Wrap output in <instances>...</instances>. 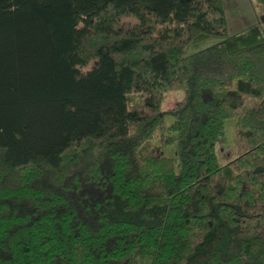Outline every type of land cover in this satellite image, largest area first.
Instances as JSON below:
<instances>
[{
	"label": "trees",
	"instance_id": "trees-1",
	"mask_svg": "<svg viewBox=\"0 0 264 264\" xmlns=\"http://www.w3.org/2000/svg\"><path fill=\"white\" fill-rule=\"evenodd\" d=\"M255 2L0 0V264H264Z\"/></svg>",
	"mask_w": 264,
	"mask_h": 264
},
{
	"label": "rangeland",
	"instance_id": "rangeland-1",
	"mask_svg": "<svg viewBox=\"0 0 264 264\" xmlns=\"http://www.w3.org/2000/svg\"><path fill=\"white\" fill-rule=\"evenodd\" d=\"M224 11L228 24V33H238L246 29L251 24L260 23L259 7L255 0H223ZM221 37H209L199 44H191L187 48V53L201 48L207 44L214 43ZM182 98L181 92H168L164 95L162 102L163 110H170ZM168 118V122H171ZM224 134L216 143V153L219 164H225L236 155L234 144V127L230 120L224 123Z\"/></svg>",
	"mask_w": 264,
	"mask_h": 264
}]
</instances>
